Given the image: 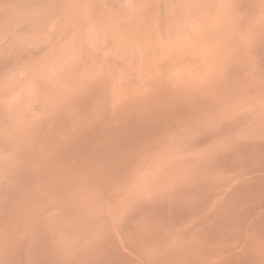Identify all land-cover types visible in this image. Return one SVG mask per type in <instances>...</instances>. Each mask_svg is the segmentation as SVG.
Listing matches in <instances>:
<instances>
[{"label":"rangeland","instance_id":"rangeland-1","mask_svg":"<svg viewBox=\"0 0 264 264\" xmlns=\"http://www.w3.org/2000/svg\"><path fill=\"white\" fill-rule=\"evenodd\" d=\"M263 59L264 0H0V264H23L25 253L40 256L52 247L49 251L55 250L53 255L60 258L66 250L69 255L70 246L78 254L86 244L95 248L90 244L92 235L98 239L102 234V239L107 237L105 231L107 239L113 235L115 240L132 242L138 234L131 236L132 225L144 224L147 231L144 222L151 221L156 232L150 227L148 238L155 233L161 239L162 228L176 232L164 236L168 242L154 237L162 247L155 246L170 251L165 255L173 251L180 261L187 257L196 264L197 257L199 262L204 253L202 240L197 242L200 236L196 239L200 229H194L197 234L192 229L183 234L189 222L183 226L180 219L179 226L177 221L171 228L174 218L163 209L175 203L174 198H193L190 194L196 190L189 189L188 194L189 185L192 189L201 182L210 187L215 179L231 174L227 168L223 171L226 166H220L224 173L216 169L213 162L227 144L224 138L236 134H229L234 129L232 118L238 124L235 116L241 111L240 116L264 111V99L258 97ZM164 117L170 121L161 131L168 125L170 130L165 129L163 139L159 131L157 139L152 126L164 123ZM149 121L155 140L148 137L146 142H152L128 147L132 140L127 139ZM223 128L227 130L221 134L229 136L221 140ZM218 138L222 142L217 147ZM87 146L95 148L88 147L92 154ZM209 168L215 172L211 176ZM183 189L189 196L181 193ZM157 209L164 220L156 217V221L166 223L154 227ZM145 210L148 216L152 210V220ZM137 213L142 216L137 218ZM190 213L198 215L197 211L183 214L181 218L188 219L183 223L190 220ZM129 220L134 222L130 226ZM97 228L102 232L98 234ZM159 228L163 235L157 234ZM188 231L192 234L186 235ZM145 233L137 239L147 238ZM170 242L186 250L179 254L176 245L165 250ZM198 245L202 252L196 250ZM30 246H39L41 252L33 253ZM155 246L157 255H164Z\"/></svg>","mask_w":264,"mask_h":264},{"label":"bare ground","instance_id":"bare-ground-1","mask_svg":"<svg viewBox=\"0 0 264 264\" xmlns=\"http://www.w3.org/2000/svg\"><path fill=\"white\" fill-rule=\"evenodd\" d=\"M264 60V59H263ZM262 62V61H261ZM262 64V63H261ZM263 65H264V63L262 64V66H261V68H260V70H264V68H263ZM259 66V65H258ZM263 68V69H262ZM257 69H259L258 67H257ZM259 70V72L260 73H262L261 74V76H263V78L261 79L260 78V76H259V78H257V79H261L262 81H261V87H260V93H261V91H263L262 90V88H264V86H263V84H264V82H263V80H264V72H261ZM257 74H258V72H257ZM263 82V83H262ZM259 93V94H260ZM264 93V92H263ZM259 94H258V97L259 98H263L264 99V94L263 95H260V96H263V97H260L259 96ZM15 108V107H14ZM13 110H15V109H13ZM236 112V111H235ZM248 112V111H247ZM240 113H243L242 111L240 112ZM240 113H238L237 115H236V113H235V117H236V121H237V118H239L238 120L240 121L239 123H241V121L243 120V122H242V124H240V127L238 126L239 125V123L237 124V122H234V118H232L233 120V122L231 121V124L233 123V126L232 125H230V126H232V128H234V129H232V132L231 133H229V134H237V136H236V134H235V136H236V138H235V136H233L232 135V137H231V139L230 138H228V137H226V135L227 136H229L228 134H224V135H222L221 134V132L223 131V132H225L224 130H229V126H227L226 128L227 129H225V128H223V130H219L220 131V134L222 135H220V138L222 137H226V138H224V140L225 139H228L226 142H227V144H224V147L223 148H225L226 147V149H224V151L222 152V149H221V152L220 151H218V153H217V158H215V162H213V164L215 165L214 167L216 168H221V167H224V166H226L225 168H223V171H225L226 170V168L229 170V172H231V174H229V175H227L226 177H224V178H222V179H218L216 176V178L218 179V180H221V181H218V180H216L215 178V181L216 182H213V184H209V186L210 187H208L207 185H208V183L206 184V183H204L203 181H202V184L204 185H200L201 184V182H200V184H198V186H201L199 189H200V191H202V192H200L199 190L197 191V189H198V186H196V187H194L195 185V181L194 182H192V183H194V184H192V185H194L193 187H192V189L193 188H195V189H191V186L189 187L188 186V188H187V193L189 194V189H190V193L192 192V191H194V190H196V193L194 194H190L191 196H193V198H191V197H182V199H181V197H180V199L178 200V197H177V199L176 198H174V200L176 201H172V203L173 202H175V203H173V204H170V205H167L168 204V202L170 203V198L169 197H167V198H169V200L167 201V203H166V205H162L161 206V209L162 208H165V206L167 207V208H165V209H163V212L165 211V212H169V217L171 216V217H173L174 219V221H173V223H171L172 224V227L171 228H173V224H174V226H176L177 225V221L179 220L180 222H181V225H185V223L187 224L188 222V225H186V226H189L187 229H185V230H182L183 229V227L182 226H180V229H177L178 230V232L179 231H181L182 230V233L183 234H185L184 232L185 231H187V230H189V229H192V230H190V231H193L192 233H194V229L195 228H199L200 229V232H198V233H200L199 235H196L197 236V238L196 239H198V236H200L199 237V239L197 240V242H199V240H202L201 241V246L200 245H198L197 246V251H201V250H199V249H201L202 248V251L204 252L203 254H201L200 252H197L198 254L200 253L201 254V256H203V258H200V259H202L201 261H200V259H199V262H196L195 261V259H198L197 257L195 258V255H198V254H194L195 252V246L193 245V244H191V245H193L194 246V253L192 254L193 256H194V258L195 259H193V261L196 263V264H264V111H252V112H249L248 114L246 113V112H244V114H245V116L247 117V115H248V117L246 118V120H244L242 117L244 116V114H242L241 116L239 115ZM251 113V114H250ZM253 114V115H252ZM238 116V117H237ZM232 117V116H231ZM234 117V116H233ZM241 117V118H240ZM165 118V120H164V123L162 124H160V123H158L159 125H157V122H155L156 124L155 125H153L152 127H151V124H152V122H150L149 121V124H150V128L148 127V125H146L149 129V132H147L146 134L144 133L145 131H146V129H145V127L144 126H142L141 128V130L142 131H144V132H140V130H139V134L137 133V134H134L133 136L134 137H130V139H127L128 141H130L131 142V140H132V144H130L128 141V143H127V146L128 147H131V148H133L132 146H134V145H136L137 147H141V144L143 143V142H141V141H143L144 140V144H146V143H148V142H152V141H150L151 139L154 141L155 140V136L152 138V137H150V136H153V132L155 131V135H157V139H158V136H160L159 135V133L161 132L162 133V125H165V126H167V122H165V121H170L169 119H167L166 120V117H164ZM163 118V119H164ZM162 118L160 117V119L159 120H161ZM159 121L158 120V118L157 119H155L154 121ZM162 121V120H161ZM160 121V122H161ZM216 121V120H215ZM228 121V120H227ZM166 123V124H165ZM244 123V124H243ZM245 123H246V125H245ZM220 124V123H219ZM241 125L243 126V127H241ZM156 126V127H155ZM157 126H158V128H157ZM164 126V127H165ZM170 125H168V127H169ZM174 126V125H173ZM146 127V128H147ZM168 127H165V128H163V133H165V129L167 128L168 129ZM154 130V128L155 129H157V130H152V129ZM160 128V130H158ZM166 129V130H167ZM175 129V128H174ZM173 129V130H174ZM212 129V128H211ZM220 129V128H219ZM222 129V128H221ZM236 129V130H235ZM169 130H170V127H169ZM171 130H172V127H171ZM233 130H234V133H233ZM160 131V132H159ZM168 131V130H167ZM219 131H218V133L216 134V135H219ZM237 131V132H236ZM156 132H158V133H156ZM169 132H171V131H169ZM168 132V133H169ZM162 133V134H163ZM168 133H167V136H168ZM161 134V136H160V138L161 139H163L164 138V134L162 135ZM166 134V133H165ZM213 134V133H212ZM169 135H170V133H169ZM175 135V134H174ZM178 135V134H177ZM211 135V134H210ZM135 136H137V138H135ZM162 136H163V138H162ZM208 136V135H207ZM212 136V135H211ZM210 136V137H211ZM148 137H150L149 139L150 140H148L147 139V142H146V138H148ZM166 137V136H165ZM216 137H218V136H216ZM159 138V139H160ZM215 138V137H214ZM222 138H221V140H222ZM233 138H234V141L232 142V141H230V140H233ZM178 139V138H177ZM205 139V138H204ZM230 139V140H229ZM169 140V139H168ZM217 140V142H215V144H221V140L219 141V138L218 139H216ZM216 140H214V141H216ZM224 140H223V143H225L224 142ZM123 141V140H122ZM161 141V140H160ZM204 141V140H203ZM213 141V140H212ZM211 141V142H212ZM214 141L211 143V144H214ZM228 141H230V143L231 144H229L228 143ZM205 142V141H204ZM220 142V143H219ZM134 144V145H133ZM143 144V145H144ZM210 144V146H212L213 147V145H211ZM215 144H214V148H215ZM218 144L216 145L217 147H218ZM142 145V146H143ZM223 145V144H222ZM225 145H228V147L227 146H225ZM230 145V146H229ZM136 146H134V147H136ZM145 146V145H144ZM88 147H91V146H87V148ZM222 146H220L219 148H221ZM89 149V150H88ZM88 149H86V150H88L89 152H91V154L94 152V151H92V150H94L92 147H91V149L92 150H90V148H88ZM139 149V148H138ZM208 149H210L209 147H208ZM213 149V148H212ZM211 149V150H212ZM218 149V148H217ZM216 150V149H215ZM215 150H212V151H215ZM202 151V150H201ZM105 152V151H104ZM208 152V151H207ZM216 152V151H215ZM202 154V153H201ZM213 154V153H212ZM200 155V154H199ZM209 155V154H208ZM216 155V154H215ZM198 157V156H197ZM200 157H201V155H200ZM213 157V156H212ZM207 158H209V157H207ZM207 158H206V160H207ZM214 158V157H213ZM198 159V158H197ZM200 160V159H199ZM211 160V159H210ZM212 161H213V159H212ZM121 163V162H120ZM208 163H211V162H208ZM69 164H67L66 165V167L68 166ZM72 165V164H71ZM108 165V164H107ZM209 166H212V164H209ZM208 166V167H209ZM221 166V167H220ZM69 167V166H68ZM90 168H91V166H90ZM204 168H206V167H204ZM214 168V169H215ZM216 168V169H217ZM207 169V168H206ZM208 170V169H207ZM213 170L212 168L210 169L209 168V171L208 172H210L211 173V171ZM219 170V169H218ZM217 170V171H218ZM228 170H226V171H228ZM204 169H203V173H204ZM216 171V170H215ZM216 171V172H217ZM221 171H222V168H221ZM220 171V172H221ZM222 171V172H223ZM89 172V171H88ZM221 172V173H222ZM207 173V172H206ZM205 173V174H206ZM215 172H212L211 174H210V176L212 175V174H214ZM224 173V172H223ZM208 174V173H207ZM209 175V174H208ZM217 175V174H216ZM206 176V175H205ZM203 177H204V175H203ZM207 177V176H206ZM74 178H75V176H74ZM74 178H70V180L71 179H74ZM202 178V177H201ZM209 178V177H208ZM207 178V179H208ZM200 179V178H199ZM211 179V178H210ZM66 180V179H65ZM68 180V179H67ZM67 180H66V182H67ZM77 180V179H76ZM197 181V180H196ZM200 181H201V179H200ZM206 181V180H205ZM212 181H214V180H212ZM212 181H211V183H212ZM70 182H73L72 180L70 181ZM74 182H76L75 180H74ZM198 182V181H197ZM210 182V181H209ZM59 184V183H58ZM58 184L56 183V185L58 186ZM65 184H67V183H65ZM206 184V185H205ZM52 185V184H51ZM50 185V186H51ZM55 186V185H54ZM53 187V186H52ZM60 187V186H59ZM57 189H58V187H56ZM64 188V187H63ZM55 190V189H54ZM179 191V190H178ZM182 191V190H181ZM174 193V192H173ZM178 193H180V191L178 192ZM181 193H184L185 194V190L183 189V191L181 192ZM185 194V196H189L188 194ZM199 193V194H198ZM176 194V193H175ZM175 194H173V196L175 195ZM182 195V194H181ZM164 200V199H163ZM166 200V199H165ZM162 200L160 199V202H161ZM154 202V201H153ZM159 202V203H160ZM164 202V201H163ZM155 203V202H154ZM156 204V203H155ZM150 205V204H149ZM152 205V204H151ZM154 205V204H153ZM159 205H161V204H159ZM172 205V206H171ZM169 206V207H168ZM148 207V206H147ZM151 207H154V206H151ZM156 207V206H155ZM157 208L158 209H160V206H157ZM155 209V208H154ZM153 209V210H154ZM157 209V210H158ZM110 211H112V209L110 210ZM149 211V210H148ZM152 210H150V212H148V213H150L149 215H151V216H148L147 215V212H146V210H145V212H146V215L148 216V218L150 217V220H152L151 218H153V216H154V221H156L157 219H156V217H158V219H159V217H160V219H161V216H158V215H163V213H160V210H158L159 211V214H157V216H156V213H158L157 211H156V213H154L155 215H153L152 216V212H151ZM194 211H197V214L198 215H195L194 214ZM61 212V211H60ZM69 212V211H68ZM75 212V211H74ZM164 212V213H165ZM189 212H193V214L195 215V218H193L194 217V215H192V213H190L191 215H192V217L189 215V217L188 218H190V220L189 221H187L188 219L187 218H184V217H182L181 218V216L183 215V214H185V216L187 215L188 216V214H189ZM43 213V212H42ZM50 213V212H49ZM70 213V212H69ZM113 213V212H112ZM144 213V212H143ZM59 214V213H58ZM73 214V213H72ZM91 214V213H90ZM166 214V215H167ZM65 215V214H64ZM87 215H88V213H87ZM111 215V214H110ZM145 215V214H144ZM168 215H167V217H168ZM49 216V215H48ZM67 216V215H66ZM66 216H65V218H66ZM76 216V215H75ZM82 216V215H81ZM84 216V215H83ZM137 216H138V213H137ZM137 216H134V217H137ZM142 216V215H141ZM141 216H138L137 218H139V217H141ZM164 216H165V214H164ZM164 216H162V217H164ZM184 216V215H183ZM198 218H197V217ZM73 217V216H72ZM78 217V216H77ZM109 217V216H108ZM166 217V216H165ZM164 217V218H165ZM180 217V218H179ZM43 218V220H44V217H42ZM57 218V217H56ZM61 218H63V217H61ZM79 218H81V217H79ZM78 218V219H79ZM132 218V217H131ZM130 217H129V219H131ZM143 218H145L144 216H143ZM54 219V218H53ZM58 219V218H57ZM68 219H70V218H68ZM133 219V218H132ZM170 219V218H169ZM182 219V220H181ZM183 219H187V220H185V222L183 223ZM71 220H73V218L71 219ZM89 220V219H88ZM87 220V221H88ZM95 220V219H94ZM145 221L147 220H149V219H144ZM149 220V221H150ZM161 220H164L163 218L161 219ZM166 220H168V218H166ZM59 221V220H58ZM64 221V220H63ZM68 221V220H67ZM76 221V220H75ZM84 221L85 220H83V223H84ZM86 221V222H87ZM96 221V220H95ZM130 222H126V223H128V225L131 223V221L132 220H129ZM138 222H139V219L137 220ZM140 221H143V219L141 218L140 219ZM170 221V220H169ZM168 221V222H169ZM178 221V222H179ZM53 222V221H52ZM60 222H61V220H60ZM72 222V221H71ZM80 222V221H79ZM79 222H77V223H79ZM98 222H100V220L98 221ZM98 222H95V223H98ZM116 222V221H115ZM144 222V221H143ZM171 222V221H170ZM169 222V223H170ZM180 222L178 223V226H179V224H180ZM49 223V222H48ZM56 223H59V222H56ZM76 223V222H75ZM90 223V222H89ZM88 223V224H89ZM92 224H94V221H92L91 222ZM134 222H132L130 225H132ZM139 223H141V222H139ZM138 223V224H139ZM145 223V225H146V227H147V231H145L144 229H145V226H144V224H143V228L140 226V225H136L137 224V222H136V226H133L132 225V234L129 232L130 231V229H129V231H126V230H128V229H126V227L127 226H125L124 224L122 225V226H125L124 227V229H126V230H124L123 228H121L122 229V231L123 232H126L127 234L128 233H130L131 234V236L132 235H134L133 233L134 232H136V233H138L137 234V237L136 236H134V237H136V240H138L139 239V235H140V237L142 236L143 237V235L142 234H144V232H147V233H145L146 234V236L145 237H147V238H145V239H140V240H138V241H133V239H132V242H127V241H129L130 239L128 238V240L127 241H125V239H124V241H122L121 240V238L120 237H118L117 238V236L115 237V238H117V240H119V238H120V242L119 241H117V240H115L114 238H113V235H112V238H109V239H107V237H108V233H107V231H105V229H104V231L107 233H105V232H103V233H105V235L104 236H107V237H103L102 239H101V235H100V239L99 240H101V241H98V239H97V237H98V235L96 236H94V234L92 235L93 236V240H91L92 242L94 241V240H96V242L95 243H90L91 244V246H95V248L94 247H92V248H87L88 247V245L86 244V243H84L83 245L85 246V244H86V248H84V250L85 249H88V251L89 250H91V251H89V252H87V250H86V252H84V250H82V251H79V249L77 250V249H75L77 252L79 251V253L77 254L76 252H73L74 250H73V247L74 246H70L69 247V249L71 250V252H73L74 254H71L70 253V250H69V255H67V252H66V255L62 252V254L64 255V256H66V257H64L63 255H61L62 256V258H60V257H57V255L55 256V255H53L54 253H52L53 251H55V250H53L52 252H50L49 250L51 249H49V250H47L46 248H45V246L46 245H44L43 243H45L46 244V241L45 242H43L42 241V239H41V241H40V243H42L43 245H44V247H43V245H39L40 246V248H45V250L42 248V252H43V250H44V252L45 251H47L46 253H39V255L40 254H42V255H40V256H36L35 254H34V256H36V257H34L33 255L31 256V257H29L27 254L28 253H25L26 254V256H28V257H26V256H24L26 259H25V261H24V263L23 264H175V262L174 261H180L179 260V257H177V258H175L177 255H176V252H174L175 253V255H174V253H173V251L170 253L171 255H165V254H167V252H170V251H168L167 249H169V250H172V249H170V248H172V246L174 245V247H175V245H176V247H177V249L175 248V250H177L178 251V249L180 248V246H179V248H178V244H175V242L172 244V246L170 245L171 244V242L170 243H167L165 246L167 247H165V246H163V247H165L166 249L165 250H167L165 253L164 252H162V249L163 248H160L161 249V251L160 252H162V253H164V255H157L158 254V250H156V249H154L153 247L156 245V243H157V245L158 246H161L160 245V243H159V241H161V239H163V240H166L167 238H165L164 236L165 235H170L172 232H170L171 231V229H170V231L169 230H167V231H169L168 232V234H167V231H166V229H168V228H162L163 229V232H164V236L162 237L161 235H163V234H161V232H162V230L160 231V228H159V231L157 230V234H158V232H160V236H161V239H159L160 237L159 236H157L155 233H154V235L156 236V237H158L157 238V240H159L158 242H157V240L155 239L156 237L155 236H153V238L152 237H150L152 234H151V232H152V230L151 231H149V229H153V226H151L152 225V221H151V223H149V222H144ZM147 223H149V225H147ZM154 223H157V224H160V221H159V223L156 221V222H153V225H154V227L156 226V224H154ZM163 222H161V224H162ZM164 223H166L165 221H164ZM163 223V224H164ZM36 224V223H35ZM51 224V223H50ZM70 224V223H69ZM68 224V225H69ZM74 224V223H73ZM87 223L86 224H84L85 225V227L84 228H86V225H88ZM92 224H90L91 226H92V228H91V226H90V228L91 229H93L92 231H90V233L91 232H93L94 230H96V228L94 229V227H93V225ZM99 224V223H98ZM98 224H96L97 225V227H98ZM100 224H101V222H100ZM104 224V223H103ZM160 224V225H161ZM45 225H46V223H45ZM61 225V224H60ZM65 225V224H64ZM72 225V224H71ZM71 225H69V226H71ZM76 226H77V229H79L78 227L81 225V226H83V224L81 223L79 226L77 225V224H75ZM74 225V226H75ZM96 225H94V226H96ZM129 225V226H130ZM183 225V226H184ZM55 226H56V224H55ZM63 226V225H62ZM100 227L99 228H102L103 227V225H102V227H101V225H99ZM105 226V225H104ZM139 226V227H138ZM177 226V227H178ZM29 227H31V226H29ZM58 227H59V224H58ZM88 227V226H87ZM142 229H141V228ZM151 227V228H150ZM166 227H169V226H166ZM176 227V228H177ZM62 228V227H61ZM66 228V227H65ZM84 228H82V229H84ZM104 228H106V227H104ZM128 228V227H127ZM170 228V227H169ZM73 229H76V228H73ZM76 229V230H77ZM81 229V228H80ZM90 229V230H91ZM98 229V228H97ZM155 230H156V227L154 228ZM153 229V232H156L155 230ZM47 230V229H46ZM49 230V229H48ZM62 230V229H61ZM75 230V231H76ZM87 231H88V229H86ZM85 230V231H86ZM99 230V231H98ZM97 231V233L99 234V232H100V229H98ZM102 230L103 229H101V232H102ZM44 231V230H43ZM51 231H52V229H51ZM65 231H66V229H65ZM65 231H63V232H65ZM72 231V230H71ZM82 231H84V230H82ZM122 231H118L119 233H121ZM172 231H173V229H172ZM174 231H176V230H174ZM190 231H188L189 233L188 234H186V235H190V234H192V233H190ZM48 232V231H47ZM67 232V231H66ZM79 232H81L80 230H79ZM89 232V231H88ZM100 232V233H101ZM122 232V233H123ZM143 232V233H142ZM148 232H150V234H148ZM196 232V234H197V231H195ZM32 233V232H31ZM69 233V232H68ZM72 233V232H71ZM70 233V234H71ZM82 233V232H81ZM87 233V232H86ZM94 233V232H93ZM126 233H123V235L124 234H126ZM142 233V234H141ZM166 233V234H165ZM170 233V234H169ZM187 233V232H186ZM33 234H34V232H33ZM74 234H76L75 232H74ZM112 233H110V235H111ZM147 234L148 235H150L149 236V238H148V236H147ZM172 234H176V232H173ZM171 234V235H172ZM79 235V234H78ZM87 235V234H86ZM116 235V234H115ZM118 235V234H117ZM170 235V236H171ZM179 235H181V232H179L178 233V236ZM27 236V235H26ZM29 236V235H28ZM31 236V235H30ZM36 236V235H35ZM42 236H44V235H42ZM68 236V235H67ZM119 236V235H118ZM126 236V235H125ZM127 236H129V235H127ZM175 236V235H174ZM185 236V235H184ZM183 236V237H184ZM45 237H47L46 235H45ZM70 237V236H69ZM71 237H73V236H71ZM76 237H78V236H76ZM87 237V236H86ZM86 237H84L85 239H86ZM110 237V236H109ZM123 237V236H122ZM130 237V236H129ZM155 237V238H154ZM166 237H169V236H166ZM176 237V236H175ZM189 237V236H188ZM201 237H203V238H201ZM83 238V239H84ZM88 238H90V236L88 237ZM87 238V239H88ZM138 238V239H137ZM170 238V237H169ZM184 238H187V237H184ZM205 238V239H204ZM29 239V238H28ZM66 239V238H65ZM64 239V240H65ZM73 239V238H72ZM82 239V240H83ZM86 239V240H87ZM90 239H92V237L90 238ZM152 239V240H151ZM156 240V241H153V240ZM172 239H173V237H172ZM179 239V238H178ZM178 239L176 240V241H178ZM181 240L183 239L182 237L180 238ZM33 240V239H32ZM37 241H34V242H37L38 243V239H36ZM49 240V239H48ZM59 240V239H58ZM67 240H69L68 238H67ZM67 240H66V242H67ZM74 240H75V238H74ZM79 240V239H78ZM171 240V239H170ZM187 240V239H186ZM27 241V240H26ZM70 241V240H69ZM99 243H98V242ZM169 241V240H168ZM167 240H166V242H168ZM180 241V240H179ZM185 241V239H183V242ZM192 241V240H191ZM31 242V241H30ZM33 242V243H34ZM182 242V241H181ZM183 242L181 243V244H183ZM195 242H196V240H195ZM73 243V242H72ZM79 243V242H78ZM178 243V242H177ZM185 243V242H184ZM200 243V242H199ZM35 244V243H34ZM57 244V243H56ZM63 244H65V243H63ZM62 244V245H63ZM76 244H77V242H76ZM89 244V245H90ZM94 244H97V245H94ZM161 244H163L164 245V242L163 243H161ZM169 244V245H168ZM189 244V243H188ZM36 245H38V244H36ZM51 245V244H50ZM65 245H67V244H65ZM74 245V244H73ZM152 245H154V246H152ZM168 245V246H167ZM191 245H189V246H191ZM32 246V245H31ZM30 246V247H31ZM39 246H37V247H39ZM52 246V245H51ZM51 246H48V247H51ZM90 246V247H91ZM158 246H155V248H157ZM169 246H171L170 248H169ZM183 246V245H182ZM199 246L201 247V248H199ZM35 248V246H34V248L35 249H39V250H34V248H32L31 247V249H33V250H31V251H33V253H35L36 251H38V252H41V249L40 248ZM67 247V246H66ZM162 247V246H161ZM173 247V248H174ZM184 247V246H183ZM183 247H181L180 248V250L178 251V252H180L179 254H181V249L183 248ZM186 247V246H185ZM27 248V247H26ZM26 248H24V249H26ZM54 247H52V249H53ZM55 248H56V246H55ZM74 248H76V247H74ZM80 248V247H79ZM51 249V250H52ZM63 249H66V248H63ZM93 249V250H92ZM157 249H159V247L157 248ZM159 249V250H160ZM190 250V253H192L191 251H192V249L191 248H188V246H187V250ZM6 250H7V248H6ZM5 250V251H6ZM57 250V249H56ZM165 250H163V251H165ZM174 250V249H173ZM182 250H186L185 248L184 249H182ZM5 251H3L4 253H5ZM58 251V250H57ZM183 251V252H184ZM201 251V252H202ZM8 252V251H7ZM14 252H15V250H14ZM26 252V251H25ZM30 252V251H29ZM49 252V253H48ZM56 252V251H55ZM60 252V251H59ZM81 252V253H80ZM83 252L85 253V254H83ZM159 252V253H160ZM10 253V252H9ZM186 253V252H185ZM189 253V252H188ZM190 253H189V255H190ZM23 254H24V252H23ZM36 254H38V253H36ZM61 254V253H60ZM73 255L72 257H74V258H71V257H67V256H71V255ZM81 254V256H78V257H76L77 255H80ZM11 256V254H8V256ZM15 255V254H14ZM19 255V254H18ZM59 255V254H58ZM186 255V254H185ZM6 256H7V254H6ZM5 255H4V257H6ZM12 256H13V253H12ZM180 256V255H179ZM187 256H188V254H187ZM191 256V255H190ZM199 256V255H198ZM15 257V256H14ZM171 257H173V258H175V260L173 259V258H171ZM186 257V256H185ZM184 257V255H183V258H185ZM200 257V256H199ZM2 258V257H1ZM7 258H9V257H7ZM70 258V259H69ZM3 259H5L6 260V258H3ZM11 259V258H10ZM15 259H17V258H15ZM22 259V258H21ZM24 259V258H23ZM181 259V258H180ZM185 259H186V261H185ZM185 259H183V260H181L182 261V264H183V262L185 263V262H187V261H190L189 259H187V257L185 258ZM1 261H3V260H1ZM11 261V260H10ZM180 261V262H181ZM15 262H17V261H15ZM19 262V261H18ZM3 263V262H2ZM4 263H6V261L4 262ZM11 263V262H10ZM190 263H191V261H190ZM178 264V263H177ZM181 264V263H180ZM185 264H189V263H185ZM192 264V263H191Z\"/></svg>","mask_w":264,"mask_h":264}]
</instances>
